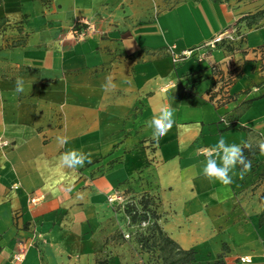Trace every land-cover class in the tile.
<instances>
[{"label": "crops", "instance_id": "crops-1", "mask_svg": "<svg viewBox=\"0 0 264 264\" xmlns=\"http://www.w3.org/2000/svg\"><path fill=\"white\" fill-rule=\"evenodd\" d=\"M250 2L175 0L160 13L156 0L1 1L0 264H143L107 202L124 193L150 198L196 264H264V151L228 186L202 171L221 137L264 144V29L238 22L258 10ZM77 24L93 30L81 39ZM228 33L243 42L203 61L168 53ZM233 69L224 92L218 75ZM162 108L174 123L157 141L149 122ZM73 149L91 162L65 165Z\"/></svg>", "mask_w": 264, "mask_h": 264}, {"label": "clouds", "instance_id": "clouds-1", "mask_svg": "<svg viewBox=\"0 0 264 264\" xmlns=\"http://www.w3.org/2000/svg\"><path fill=\"white\" fill-rule=\"evenodd\" d=\"M111 84V78H108ZM114 87V85H112ZM16 92H23V80H16ZM174 123L173 112L169 108H162L158 116H155L149 126L153 129V138L157 141L162 139L171 130ZM251 145L244 143L242 148L237 144H228L224 137H221L215 148V157L211 155L206 159L203 166V175L209 182H219L224 186H228L233 181V176L236 175L237 166H242L239 172L240 179H243L244 174L251 169V162L244 155V148H250ZM261 149L264 151V144H261ZM61 160L68 167H82L88 157L86 154L77 150H70L62 155ZM90 163L91 161L88 160Z\"/></svg>", "mask_w": 264, "mask_h": 264}, {"label": "rangeland", "instance_id": "rangeland-1", "mask_svg": "<svg viewBox=\"0 0 264 264\" xmlns=\"http://www.w3.org/2000/svg\"><path fill=\"white\" fill-rule=\"evenodd\" d=\"M220 1L230 2L233 5L242 2L241 0H220ZM156 3L159 9V12L161 13L163 12V10H167L166 4L170 3L169 6H174L175 0H156ZM177 4L178 3H176V5ZM260 28L264 29V20L261 23H259L258 26L256 27V29H260ZM245 31L246 30H243V32ZM257 36H258L257 34H256V37L254 38H252L251 36L249 38V41L250 42H252V40L259 41L260 37L259 36L257 37ZM236 42L241 44L243 42V37L239 41L236 40ZM255 53L260 54L261 69L262 71H264V50L258 51ZM238 70L239 69H233L231 73H233L234 76L236 77ZM251 110L253 114H256V115L259 114V111L257 108L255 110L254 109H251ZM263 136H264V130H263ZM259 196H260L259 202L261 203L264 209V192L261 193ZM139 198L140 196L136 194H131V193L118 194V196L114 198L115 205H112L113 212L116 214V216L120 218L119 222L121 223V228L125 229L124 231L126 232V235H128L126 236L127 238L126 240L129 243L132 242L133 244H137V246L134 245V249L137 248L138 253H137V256H134L133 259H140L142 260L143 264H163L164 259L167 256L168 249L165 250L164 242L162 241L161 237H159V235L154 231L153 217L151 213L154 210L153 206L149 207L147 211H141V208L137 206L139 214L147 218V220L144 223L132 224L129 217L125 213L128 208H131L132 205L137 204V202L139 201ZM107 202L110 203L109 200ZM143 236L144 237L150 236L149 244L147 245L145 249H142L138 242V239ZM128 249L131 250L130 244L128 246Z\"/></svg>", "mask_w": 264, "mask_h": 264}, {"label": "trees", "instance_id": "trees-1", "mask_svg": "<svg viewBox=\"0 0 264 264\" xmlns=\"http://www.w3.org/2000/svg\"><path fill=\"white\" fill-rule=\"evenodd\" d=\"M220 2V0H215ZM240 3H245L247 1H251L249 4H256V8L258 10L253 14H247L243 16L238 22L240 23L241 27L245 29H252L253 27H257L259 23H261L264 20V0H241ZM247 5V6H250ZM246 6V7H247ZM241 36V34H239ZM232 43H222L219 46H225V49H228L230 51L233 50V47L230 46ZM264 46L260 48L258 51H263ZM239 78V74L235 77L234 80H231L229 84L231 85L233 82H235ZM262 96H259L256 99H259ZM233 126H228L227 129H232ZM243 148V147H242ZM262 152L261 147H250V148H244V155L247 158L248 161L251 162V167L253 166V160L254 157ZM242 166H238L239 170H241ZM154 204L152 203L150 198H146L145 196H142L139 198V201L136 205H132L131 208H128L125 212L126 215L129 217L132 224H140L144 223L147 218L145 216H142L139 214L137 206L141 208V211H147L149 207H152ZM153 217V228L154 231L161 237L162 241L164 242L165 250L168 249V253L166 258L164 259L163 264H196V254L192 250H182L179 248L178 245H176L172 240H170L161 230V228L157 224L158 216L156 215L155 210L152 212ZM259 223L264 224V211L261 214L259 218ZM150 236L146 237H140L138 239V242L142 249H145L150 241ZM99 264H106L105 262H99ZM214 264H223L221 257L218 258V260Z\"/></svg>", "mask_w": 264, "mask_h": 264}, {"label": "built area", "instance_id": "built-area-1", "mask_svg": "<svg viewBox=\"0 0 264 264\" xmlns=\"http://www.w3.org/2000/svg\"><path fill=\"white\" fill-rule=\"evenodd\" d=\"M1 1L0 0V4H1ZM76 28L79 29L77 33V36L79 38H84L87 36V34L89 32H92L93 30V27L88 25L86 26L85 29H81V27L79 28V25H75ZM241 39V36H236L235 34H231V33H228V34H220L218 36H215L213 37L210 41H208L207 43L199 46V47H196L192 50H188V51H184L180 54H175L174 51H173V48L174 47H170L168 48V53L171 55V59H172V62L173 64H178L180 62H183L184 60L188 59V58H191L195 55L198 56V60L199 61H203L206 57H207V53L216 49L219 45H221L222 43H234L236 42V40H240ZM234 74H227V75H221L219 74L218 75V84L220 85V89L224 92H226L227 88H229L230 84L229 82L231 80L234 79ZM223 121V120H222ZM41 200V198H32L30 199V204L35 206L39 201ZM115 199L114 198H109V202H114ZM15 261L16 262H20L22 260V256L20 255H16L15 256Z\"/></svg>", "mask_w": 264, "mask_h": 264}]
</instances>
